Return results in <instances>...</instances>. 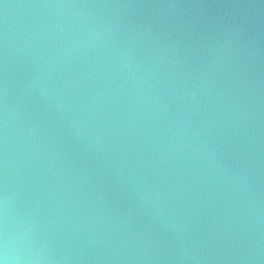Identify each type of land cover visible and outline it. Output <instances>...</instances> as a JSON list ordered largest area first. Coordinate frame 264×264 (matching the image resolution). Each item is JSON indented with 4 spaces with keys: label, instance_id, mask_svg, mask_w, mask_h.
I'll return each mask as SVG.
<instances>
[{
    "label": "water",
    "instance_id": "water-1",
    "mask_svg": "<svg viewBox=\"0 0 264 264\" xmlns=\"http://www.w3.org/2000/svg\"><path fill=\"white\" fill-rule=\"evenodd\" d=\"M4 198L20 264H264V0H0Z\"/></svg>",
    "mask_w": 264,
    "mask_h": 264
},
{
    "label": "clouds",
    "instance_id": "clouds-1",
    "mask_svg": "<svg viewBox=\"0 0 264 264\" xmlns=\"http://www.w3.org/2000/svg\"><path fill=\"white\" fill-rule=\"evenodd\" d=\"M6 203V198L0 200V208L5 206ZM0 264H20L18 257L11 247L9 236L2 231H0Z\"/></svg>",
    "mask_w": 264,
    "mask_h": 264
}]
</instances>
